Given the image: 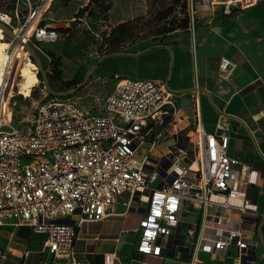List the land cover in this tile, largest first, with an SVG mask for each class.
Instances as JSON below:
<instances>
[{"label": "built area", "instance_id": "2783aa9c", "mask_svg": "<svg viewBox=\"0 0 264 264\" xmlns=\"http://www.w3.org/2000/svg\"><path fill=\"white\" fill-rule=\"evenodd\" d=\"M52 1L30 4L23 33L12 28L23 41H16V49L24 52L28 43L48 58L50 71L51 57L41 42H52L59 34L42 21ZM258 1L211 0V6L231 13ZM233 67L226 57L220 58L221 77L227 78ZM15 77L16 70L0 80V226L10 223L44 233L53 257L88 264L75 251L79 227L119 214L118 204L124 207L121 214H127L134 202L144 201L138 253L161 255L171 248L163 241L172 238L187 248L190 264H206L199 256L202 251L230 248H235L232 259L222 264H243L251 243L241 224L248 212L264 221V212L251 205L247 194L258 174L241 175L239 157L228 152L229 125L222 117L209 132L197 112L191 127L185 124L177 94L163 80L115 75L99 110L84 107L75 95L47 94L23 129L14 122L10 102ZM184 136L186 146L180 144ZM160 140L169 143L158 147ZM158 171L161 180L152 186ZM182 209L200 213L199 229L189 226L187 234H181ZM227 209L237 211V217H224L221 212ZM228 220L238 227L226 225ZM104 259L107 264L120 261L115 252Z\"/></svg>", "mask_w": 264, "mask_h": 264}, {"label": "crops", "instance_id": "0c3cea01", "mask_svg": "<svg viewBox=\"0 0 264 264\" xmlns=\"http://www.w3.org/2000/svg\"><path fill=\"white\" fill-rule=\"evenodd\" d=\"M90 1L85 0L81 6ZM76 12L58 21L59 34L64 28L69 29ZM56 41L53 52L61 55L63 38ZM131 50L128 54L111 56L108 66L102 65V59L99 63L101 70L92 81H116V77L109 78V73L163 80L177 94L185 124L195 125L198 112L201 126L210 132L216 129V122L222 117L229 125L228 152L239 157L241 175L247 177L249 174V178H253L258 174L257 184H250L247 194L251 205L264 212V0L231 13H224L220 7L201 9L191 29L182 28L159 44ZM221 57L234 64L227 78L219 73ZM63 65L59 66L61 77L68 80L69 72L65 77L62 75ZM111 90L107 91L106 98ZM91 96L97 98L94 93ZM168 143L162 140L158 147ZM142 202H134L127 214H121L124 207L118 204L116 210L119 214L101 221L84 222L78 229L75 243L77 256L88 264H107L104 256L108 252H115L120 260L113 264H190L186 248L175 244L172 238L163 241V245H171V248L161 255L136 251L139 221L145 205ZM189 214L190 219L181 218V234H187L189 226L199 229L200 213L193 209ZM221 214L228 219L238 215L233 209ZM226 225L238 227L235 221ZM241 228L251 243L243 264H264V221L248 212ZM207 234L213 235V230H208ZM0 249L4 251L0 264H68L65 259L55 258L49 252L44 233L26 226L1 225ZM234 251L235 248L224 252L207 250L200 252L199 256L206 264H222L232 259Z\"/></svg>", "mask_w": 264, "mask_h": 264}, {"label": "rangeland", "instance_id": "374dc122", "mask_svg": "<svg viewBox=\"0 0 264 264\" xmlns=\"http://www.w3.org/2000/svg\"><path fill=\"white\" fill-rule=\"evenodd\" d=\"M84 1L53 0L49 8L44 12L43 17L45 18L42 21L49 22L52 27L59 29V22L63 20L61 18L71 16L75 10L77 12L73 15H77L78 11L85 7L81 6ZM40 2L41 0H0V14L5 16L4 19L9 21L7 24L11 28L18 27L19 32L23 33L25 28L22 26L29 14L30 4L34 6ZM87 4H89L87 11L81 17L76 16L73 23L69 25V29L66 31L68 34L62 32L58 34L55 41H42L41 43L43 44L44 50L53 52L54 46L57 45L56 40L59 38H63V41L65 38L68 40L67 49L70 57H66L63 54H55L52 58L57 69H60L59 66L61 64L63 65L64 62L67 63L63 65L62 75L65 77L69 72L70 78L68 80L70 81L78 80L79 76L85 75L91 66L98 61V65L94 68L86 83L74 94L84 107L97 111L103 106L107 91L111 90L112 83L115 81L114 73H109V78L114 79L113 82L100 81L96 83L92 81L101 70L99 66L100 59L104 55L109 54H105L107 50H122L124 54H126L125 52L128 54L132 51L131 49H141L159 43L170 34L182 29H173L165 37L158 34L164 29L167 30L173 26H177L182 21L185 16V13L182 12L184 9L183 4H186V13L189 17V22H191L197 17V13L201 9H209L211 0H91ZM169 9H173V12L166 20L160 22L156 20L161 13H166ZM52 17H56L57 19ZM122 22L127 23L125 32L122 35H119V31H116L114 34L111 33L112 27ZM2 38L9 44L6 53L11 57L7 72L12 77L16 70L13 86L15 95L10 99L14 112V122L18 127L26 129L30 124L35 106L43 100L45 95L49 94V91L44 86L43 80L38 78V81L31 86L29 95L26 96L19 92V69L27 58L32 59L30 53L26 52V49L24 52L20 47L16 49V40L8 34L3 32ZM132 46L133 48H131ZM37 53L44 64L48 58L46 56L44 57L39 51ZM61 58H63L62 61ZM110 62L111 57H108L103 60L102 65L108 66ZM71 68L73 70H70ZM38 70L39 68L36 65V74ZM72 71L73 74L71 73ZM65 81L60 74L59 80L52 84V88L60 90L61 82ZM77 83L66 84V87L69 88ZM92 93L96 94L97 98L91 96ZM13 101H15V104H13ZM180 126H183V124H180ZM188 143L186 136L180 141L181 145ZM149 170H152V168H149ZM160 180L161 173L158 171L157 177L152 181V186L158 185ZM145 192L149 193V190L147 189ZM178 215L181 218H191L189 210L187 209L180 210Z\"/></svg>", "mask_w": 264, "mask_h": 264}, {"label": "trees", "instance_id": "16d2710c", "mask_svg": "<svg viewBox=\"0 0 264 264\" xmlns=\"http://www.w3.org/2000/svg\"><path fill=\"white\" fill-rule=\"evenodd\" d=\"M88 5L89 4H87V5H85V7H83L82 9H80L79 11H78V13H77V15L76 16H78V17H81L82 16V14L85 12V11H87V8H88ZM183 6H184V9H183V13H185V16H184V18L182 19V21H180V23L177 25V26H173V27H171L170 29H167V30H162V31H160L158 34H160V35H162V37H165V36H167V33L169 32V31H172L173 29H176V28H187V26H188V24H189V17H188V15H187V13H186V4H183ZM173 12V9H169V11H167L166 13H161L158 17H157V21H163V20H166V18L171 14ZM126 26H127V23H125V22H122V23H119V24H117V25H115V26H113L112 27V29H111V33H116V31H119V35H122V33H124L125 32V29H126ZM62 31L63 32H66V31H68V29H66V28H64V29H62ZM162 42V41H161ZM160 43V42H159ZM159 43H156V44H159ZM67 44H68V40L65 38V40H64V46H63V49H62V53H63V55L64 56H66V57H70V53H69V51H68V49H67ZM115 51H122V50H107L106 52H105V54H107V53H111V52H115ZM38 52V51H37ZM47 52V51H46ZM49 55H50V57H51V62H50V69H51V71L48 69V67H47V65H46V63H44V69H45V72H46V75H47V77H48V80H49V83H50V85L52 86V84L53 83H55V82H57L58 80H59V76H60V74H61V70L60 69H57L56 68V64L53 62V58L52 57H54L55 56V53H53V52H47ZM30 57H31V59H32V61L34 62V58H33V56L32 55H30ZM37 76H38V78L39 79H42L43 80V76H42V73H41V71L40 70H38L37 71ZM83 76L84 75H81V76H79L78 77V80H76V81H70V80H66L65 82H61V89L60 90H65V89H68L67 87H66V84H74V83H79L81 80H82V78H83ZM77 85V84H76ZM76 85H72V86H76ZM72 86H70V87H72ZM69 87V88H70ZM81 88V87H80ZM79 88V89H80ZM78 91V90H77ZM77 91L75 92V93H77ZM75 93H72L71 95H74ZM50 94V93H49Z\"/></svg>", "mask_w": 264, "mask_h": 264}, {"label": "water", "instance_id": "95a60500", "mask_svg": "<svg viewBox=\"0 0 264 264\" xmlns=\"http://www.w3.org/2000/svg\"><path fill=\"white\" fill-rule=\"evenodd\" d=\"M0 28L2 29V31L6 34H8L10 37H12L14 40L18 41V42H23L20 37L18 35L15 34V32L13 31V29L4 21L0 20ZM24 47L26 48V50L30 53V55L33 56L34 58V63L37 65V67L39 68V70L42 73L43 76V83L44 86L47 88V90L49 91L50 94L53 95H71L72 93H75L80 87H82L87 79L89 78L90 74L92 73V71L94 70V68L98 65V61L94 63V65L91 66V68L87 71V73L83 76L82 80L77 83L76 86H72L68 89L65 90H56L54 88H52V86L49 83L48 77L46 75L45 69H44V64L42 62L41 57L38 55L37 51L28 43L24 44ZM127 53V52H125ZM119 54H124L122 51H115V52H111L107 55H104L100 60L105 59L107 57H111V56H116ZM187 250V248H186Z\"/></svg>", "mask_w": 264, "mask_h": 264}, {"label": "bare ground", "instance_id": "6f19581e", "mask_svg": "<svg viewBox=\"0 0 264 264\" xmlns=\"http://www.w3.org/2000/svg\"><path fill=\"white\" fill-rule=\"evenodd\" d=\"M5 16L0 14V20H5ZM3 31L0 28V80L5 76L8 71L9 63L11 57L6 53L9 44L3 38ZM20 44V43H19ZM36 64L32 60L28 59L19 69L20 83H19V92L24 95H29L31 86L38 81V76L36 74Z\"/></svg>", "mask_w": 264, "mask_h": 264}]
</instances>
